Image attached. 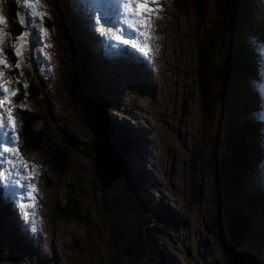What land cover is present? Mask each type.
<instances>
[{"label":"rangeland","instance_id":"1","mask_svg":"<svg viewBox=\"0 0 264 264\" xmlns=\"http://www.w3.org/2000/svg\"><path fill=\"white\" fill-rule=\"evenodd\" d=\"M155 1L154 13L143 18L147 29V49L151 52L154 61V73H148L151 89L142 88V76H139L134 81L135 86L138 87H132L128 94H124L120 82H125L123 86L127 89L131 88L132 77L126 80L130 83L123 80L128 77L130 72L124 70L125 74L122 80H118V76H115L114 81L120 82L112 84L111 81L113 80L110 79L109 69L97 65V61L94 59L92 70L95 79L98 78L100 83H97L100 90L96 92V98H99V102L106 104L105 116L107 120L113 123V128L116 131L118 127L125 128L129 132L141 129V123L146 125L144 120L150 121L149 131L143 130L144 133L142 134H145V137L149 133L151 142H146L145 145L144 157L146 162L144 166L146 168L141 166L143 161L138 160L136 155L138 164L134 163L133 172L137 173L138 170H142V177L152 182L153 185L149 186L148 183H145L138 195L148 199L146 206L149 208L178 207L180 214L187 215L186 225L182 229H166L167 235H157L159 251L163 247L167 249V252L161 254L170 262L165 264H203L201 263L203 258H199L198 263H191V257L196 254V250L200 251L204 248L203 242L206 244L205 248L209 254L208 256L205 255L204 258L217 256L222 262L204 264H251L238 262L239 257L246 254L244 248L231 250L226 245L221 247L218 242L217 200L223 193L222 191L218 193L212 179V173L215 171V165H217L218 159H215V153L218 146L219 129L223 121L222 89L226 74L225 64L229 55L228 44L225 40L223 46L224 37L220 33V38L216 42L220 49L210 53L213 56L211 58L212 63L204 68L202 66L195 68V55L187 34L193 9L191 0ZM218 1L223 2V0ZM40 2L47 9L46 15L49 22L45 23L46 31H43V24L38 23V29L32 36L25 37L22 55L17 57L21 66L14 68L9 64L6 69L9 72L7 76L11 83L16 82L24 86L26 82L28 87L29 83L32 82L35 88L41 92V97L33 103L29 99L17 103V97L20 96L22 88H17V86L12 88L9 82L12 94L11 104L15 109L18 105H25L27 109L39 110L41 115L46 111L48 117L54 113L55 121L52 120L51 123L46 124L39 121L46 127L42 128L45 135L50 138L55 137L59 132V125L61 129L71 133L78 143V148L72 150V155L69 158V171L60 175L46 160L47 155L45 158L38 151H24L26 158L30 159V165L36 166L33 169L37 175L34 178L36 180L35 188L37 191L39 188L37 195L40 196V199L37 201V208L41 214L43 236L38 240V248H28L24 253L14 252L17 244L13 242L14 239L9 237L4 229V218H0V234L5 236L4 242L0 241V264H110L113 262L111 257L118 259L121 256L119 251H122L123 244L120 240L113 238L114 233L109 231L108 223L122 218L123 220H131L133 216L130 213L121 215L122 213L114 214L108 210L102 211L101 200L103 195H105V200L113 199L119 195L122 189L121 179L114 180L102 190L99 179H96L93 174L88 155L90 152L93 157L92 145L96 139L93 140L92 133L86 125V116L81 103L75 106L68 99V91L74 90L73 85L67 83L66 74H69L72 69V51L69 48L75 38L72 34H68L69 27L65 25V22L64 28H59L63 14L58 1L51 0L49 7L45 5L44 0H40ZM61 2L70 3L67 0H61ZM225 2L228 5V1ZM201 4L203 5L202 15L217 18V0H202ZM76 5L81 11H84V7L78 3H71L68 7L75 13ZM260 5L264 8V0H260ZM28 12L29 16L32 13L38 16L37 9ZM78 21L83 23V20L78 19ZM85 28L88 29V26L86 25ZM91 30H95V27ZM75 31H77L75 33L76 43L82 41L83 46L88 51L90 45L93 47L94 45H101L99 38L95 39L90 29L89 33L85 32L84 28H76ZM25 32L27 31L21 35H24ZM90 34L93 38L90 37ZM36 39H41L43 44H36ZM5 40L6 35L1 32L0 48L5 44ZM111 44L113 41L108 42L107 48L112 49ZM36 48L44 50L43 54L40 51L38 53L46 57L47 64H42L43 61L36 54ZM91 53L93 54L92 51ZM89 57L86 56V58ZM100 58L103 57L100 56ZM119 67L123 68L122 65L118 66L119 70L121 69ZM110 70L112 73H116L112 69ZM202 76L204 77V84L200 97L195 79ZM262 82L263 77L259 75L256 86L260 98L262 97ZM108 87L112 88L109 89ZM3 93L0 91V94ZM81 95L82 92L78 91L77 96ZM114 95H117L120 100L118 106L114 102H107L109 96L113 97ZM212 95L214 99H211ZM13 96L16 98L13 99ZM4 97H1L0 108L3 107V117L5 114L9 119V108L3 101ZM204 102L206 107L208 103L213 107L208 122H206L205 114L207 110L200 105ZM200 113H204L203 116ZM15 114L17 130L20 132L21 121L17 112ZM39 122H36V127L40 126ZM114 125H117V128ZM10 126L12 127V124ZM140 134V132L134 133L133 136L140 137ZM108 138L110 139L109 134ZM56 140L58 139L56 138ZM132 144L131 142L129 146ZM133 145L136 147L137 143ZM110 151L112 150L110 149ZM125 151L124 146L118 153L124 155ZM132 151L133 149L128 152L127 165L134 157L133 155L130 158ZM40 173H44L46 183L39 176ZM192 188L199 189V198L191 199L190 191ZM66 189L69 191V195L78 200L79 214L89 219L86 227L82 220L73 218L67 220L63 215L55 212L57 207L61 208L66 202ZM244 191L245 188L242 189V192ZM186 196L185 200L184 197ZM261 207L262 205L259 203L254 209L248 210V216H252L255 211H260ZM186 208H188L187 211H185ZM247 219L249 220L248 217ZM154 223H156L155 220ZM18 224V221L16 223L15 220H9L7 227L11 231ZM35 226L34 229H37V225ZM32 235L33 238L37 236ZM255 242L263 245L262 241L256 240ZM50 246L53 247L50 248ZM31 253L34 257L30 259L27 256ZM37 255L41 258L40 263L39 259H36ZM153 256L156 258L154 254Z\"/></svg>","mask_w":264,"mask_h":264},{"label":"clouds","instance_id":"2","mask_svg":"<svg viewBox=\"0 0 264 264\" xmlns=\"http://www.w3.org/2000/svg\"><path fill=\"white\" fill-rule=\"evenodd\" d=\"M14 1L17 2L15 10H14V20L17 23V25L21 28L20 32L13 34L15 35L16 38L18 35H21L24 31H27V33H29L28 36H32V34L38 29V23L43 24V31L47 28L45 26L46 21L49 22L48 17L46 15L47 9L45 8L44 5L41 4L40 0L38 3L36 2V0H28L27 3L29 4L27 5V3H25L23 6L20 3H18V0H14ZM58 1L61 2V0H58ZM67 1L70 3L68 4H64L62 2L61 3L65 7L64 11H65L66 18L68 19L70 18V22L72 24L70 25V28L72 30L71 31L69 30L70 32H68V34L69 35L72 34L75 37V33L77 32L75 31L76 28L86 29L85 26L87 25L88 26L87 30L89 31L90 29L92 35L97 36L101 42V45L97 46L98 51L96 53H98L100 56L103 57V61L100 63L97 58V54L96 53L94 55L91 54L92 48H89L90 52L89 53L86 52L85 54V56H90L89 58H87L89 62L88 66L93 67V61L94 59H96L97 65H100L101 67H107L109 69L110 76H111L110 79L113 80L111 82H113L112 84H115V83L120 82V81L118 82L114 81L115 76H118L117 74H124V70L123 69L119 70L117 67L121 66L122 64H125V69L129 71L132 75L131 77L133 79V83L126 81L128 77H126V79H123L124 81L130 83L131 88L127 89L126 87L123 86L125 82H120L121 87H123L122 92L124 94H128V91L131 90L132 87L137 88L138 86H135L136 84L134 81H136V78H138L139 76H142V81H143L142 88H145L146 90H150L151 86H150V79L148 77V73L149 72H151L152 74L154 73V66H153L154 61L152 60L153 56L151 52L147 49V40H146L147 29H146V25L144 24L143 18L146 16H150L154 13L155 8H156L155 6L156 1L152 0V2L147 5L148 9H151L150 14L146 13V14L141 15L137 11L139 0H131L130 6L126 7L127 10H123V8H125V4L127 0H100L101 6L98 7V11H97L98 14L97 16L93 15L94 17L90 15V12H89V11H92L93 13L97 9V6H95L94 8L90 7V5L93 3V0H80V2H77L78 0H74V1L67 0ZM256 1L263 15V18L261 19L262 20L261 30L263 33L260 32V34L258 36H255V38L250 32L249 34L244 31L242 34V38L244 42L251 46V50H252L251 58L253 60L252 62L253 70L251 71L253 73L249 75L248 83L242 82L243 83L242 89L241 90L237 89L235 91L236 96L240 97L239 101L235 103L237 107H239L241 104H245L243 111L250 108L246 115H243L240 117V120L243 121L245 119H250L260 124V129L258 131V135H259L258 142L260 141L259 150L261 152L260 160L258 162V165H256L254 169L250 171V174L247 177H242L241 174L240 176L237 175V173L234 170L233 157L230 155V153L228 152L227 146L224 144V133L226 129L228 128V125H227L228 120L226 119V116L223 115L225 114L224 97H223V93L225 92V89H222L223 121L219 129L218 146H217V150L215 153V159H218L217 165L218 163H221L222 165H224L226 161L232 160L231 166L226 167V169L229 170L230 172L232 171L233 175L235 177L236 176L238 177V179L236 177V182H239L240 184L241 202H242V196L244 193L242 192L243 188L245 189L247 188L249 189V191L256 190L260 192L262 197L264 198V176L262 177L263 168H264V52H263V48H264V8L261 7L260 0H256ZM44 2H45V5L49 7L50 3H48L46 0H44ZM71 3H78L80 6L84 7V11H81L79 6L76 5L75 10H74L75 13H73L68 7V5ZM191 4L193 5V9H192V15H191V23L188 25V28H187V34L190 38L191 45L193 48V53L195 55L194 46H193L192 39H191V27L194 23V20L198 18L203 19L205 16L204 15L200 16V14L199 16L195 15L194 0H191ZM36 9L38 11V16L35 15L34 13H32L31 16H29L28 11H36ZM122 11L129 13V17L124 18V16L120 13ZM40 14H43V15H40ZM0 16H2L4 20L7 22L4 25H0V34L1 32H4V34L6 35L8 34L9 29H10L9 28L10 21L8 20L5 10H4V0H0ZM78 19L83 20V23H80ZM22 20L25 22L22 23ZM62 24H64L63 21H62ZM137 26H139L140 30L143 32L144 35H141L140 32L137 31ZM93 27H95V30H91V28ZM220 33L224 37V43H223V46H224L225 40L227 44H228V41L226 37L223 35L222 31ZM117 37H119V39ZM40 40L41 39H36V44H43L42 40L41 41ZM110 41H113V44L110 45L113 47L112 49H110V47L107 48V43ZM124 41H127V43H125ZM19 43L20 44L18 45V47L21 45V42ZM79 47H83V46L81 45ZM83 49L85 50L84 47ZM219 49H220V46L218 44H215V48L213 49V51L214 50L219 51ZM35 51L38 57H40L39 59L43 61L42 64H47L46 57L44 55H39L38 53L40 51L43 54L44 50H40L39 48H36ZM212 57L213 56L211 55V58ZM1 58L4 59L5 63L0 64V73H3V75H0V80L3 79L9 89L8 91L9 96L5 97L4 102L6 103L9 110H11L10 111L11 119L10 118L8 119L7 117H5L3 121H4V124L7 125V130L11 132L14 137H18L19 139H18V142L9 141V146L14 147L16 149L15 154L4 151V149L0 147V213H1L0 218H4V226H5L4 229L8 233L9 237H12V239H14L13 242L17 244V248L14 249L13 251L18 252V253H24L28 248H38L39 247L37 245L38 240L40 239V237L43 236L42 235L43 226L41 224V214L39 213V210L37 208V201L38 199H40V196L37 195V193L39 192V188H38V191L36 190V188H35V191H33L29 187V185L36 184V180L34 178L37 175L33 167L30 165V161H29L30 159L26 158L24 150L20 148L21 147V136H20L19 130H17V118H16L15 112H17V115H19V112H18L19 107L25 108V109H27V107L25 105H23L24 107H21V105H18V107L15 109L14 106L11 104V98H12L11 87L14 88L15 86H17V88H19L22 85L16 82L14 83L10 82L7 76L9 72L7 71L6 67L9 64H11L14 68H16L15 63L17 62V59L14 60V62H12V61L5 60L4 56ZM35 58L37 57L35 56ZM197 66L201 67L202 63L198 62V58L195 55V68ZM110 69L115 71L117 74L112 73ZM225 72H226V68H225ZM244 74H245V71H244ZM259 75L263 77V82L261 84V88H262L261 98L258 95L259 90L256 86V80ZM94 80L96 83H99L98 78ZM118 80H122V75L118 76ZM195 80H196L197 88L199 91V95L201 97L202 86L204 84V77L203 76L200 78L197 77ZM9 82H10L11 87L8 84ZM108 88L110 89L112 87H108ZM200 97H199V100H200ZM15 98L16 96H13V99ZM20 101H17V103ZM107 102L109 103L114 102L118 106L120 100L117 95H114L113 97L109 96V100ZM94 104L103 105L102 111L105 112L106 104L101 101L99 103V98H96V100L93 102V105ZM200 105L203 106L205 110H207L205 114L209 112V106H208L209 103L207 104V107H206L205 102L201 103ZM203 114L204 113H200V115L202 116ZM105 117L106 116L104 115V118ZM108 121L110 120H106V123L108 127L111 129V131L116 130L115 128H113V123L108 122ZM144 121L146 122V125L141 123L140 125L141 129H136L134 131L131 130L129 134L132 132V135H133L134 133H139L142 130H145V132L149 131L150 128L148 126H149L150 121H146V120ZM10 124H12V127L10 126ZM2 130H0V135H1ZM129 134L126 136V140H128ZM92 138L94 140L93 136ZM1 139L2 138L0 136V140ZM146 142H150L149 133H148V136L147 135L145 137L143 136L138 140L136 147H134V145L132 144V149L134 152L133 151L131 152L130 158H132L133 155L134 157L133 159H131L129 164L125 166L124 173L127 171V169H130V171L133 172V162H135L136 165L138 164L136 160V155H137L138 160L143 161V163H141V166L146 168V166H144L146 162V159L144 157V151L146 150L145 149ZM47 164H48V161H47ZM217 165H215V171L212 173V179L219 193L221 192L219 183L217 179L213 177V174L217 172L216 170ZM91 167L93 170L94 167L92 166V164H91ZM141 171L142 170H138L137 172L141 177L140 183L137 186V194L144 187L145 183H148L149 186L153 185L152 182L142 177ZM226 173L228 176V182L233 184L232 183L233 181L230 178V176L232 177L234 176L231 173L229 176L227 171ZM43 174L44 173H40L39 176H41L42 180H44V182L46 183V178ZM93 174H94V170H93ZM243 181H246V184H243ZM236 182H235V185H236ZM249 182H250V185H248ZM37 185H38V182H37ZM236 190H237V185H236ZM30 192H32L31 196L29 195ZM190 196L192 200H194L195 197L199 198L200 197L199 189L192 188V190L190 191ZM220 196H219V199L217 200L218 201L217 224H218V228L221 227V232L224 235H226L227 240L222 239L221 237L218 236L219 245L221 247L226 245L231 250H235L240 247L244 248L245 253H248V254L254 253L253 257L255 258L258 257L259 263H264V233L261 235V232H258V227L261 225H264V206L262 205L260 211H255L252 216H248L249 209H245L242 206V203L240 204V209L239 208L238 209L240 213L241 211L243 213L244 222H245V225L243 228L244 232H243L240 243L232 247L230 245L231 244L230 238L227 233V224L222 215V203H224V198H223V195H220ZM138 198L142 206L145 208V210L152 213V217L155 220L157 219V215L161 216L164 213L165 215L170 217L171 211L176 212V210H178V207L176 208L168 207L166 209L164 207L163 208L162 207L161 208H157V207L149 208V206H146V203L148 202L147 198H144L143 196H139V195H138ZM184 198L186 200L187 196ZM187 210L188 208L185 209V211ZM259 213H263V217H261ZM235 216H239V215L236 214ZM247 217L249 218V220L247 219ZM9 220L10 221L16 220L19 223L18 226L16 227L14 226L12 231H10L7 227V222ZM154 224L161 225L165 229H169V230L170 229H180V228L182 229L186 225L185 223L184 225L179 227L177 224L178 227L174 228L173 226L167 225L166 223H159L157 221ZM35 225H37V229H34L36 228ZM248 229H252V233L250 232L249 235L248 233L246 234ZM219 233H220V228H219ZM32 234H35L37 236L33 238ZM158 234L163 236L162 233L156 232V237ZM17 235L19 236L17 237ZM131 240L139 247L144 244V241L142 243H139L137 241L138 240L137 237L136 238L131 237ZM256 240L262 241L263 245L257 244L255 242ZM0 241L4 242L3 240H0ZM154 241L157 242V239L155 238ZM247 241H251L253 244H255V248H253V250L248 249V247L246 248L244 247L243 242L245 243ZM203 245H204V248H202L200 251L196 250V254L191 257L192 259L191 263H198L199 258H203L201 263H214V258H216L217 256H212V258L208 257L207 259H205L204 256L205 255L208 256L209 254H207V249L205 248L206 244L204 242H203ZM51 247L53 246H50V248ZM165 252H167V249L165 247L160 249L159 255H160L161 260L159 262H153V259L151 257L153 253L149 252V256L142 263H170L165 257L161 256V254ZM27 257L31 259V257H34V255L31 253V254H28ZM36 259H39V263L41 262V258H39L38 255L36 256Z\"/></svg>","mask_w":264,"mask_h":264},{"label":"trees","instance_id":"3","mask_svg":"<svg viewBox=\"0 0 264 264\" xmlns=\"http://www.w3.org/2000/svg\"><path fill=\"white\" fill-rule=\"evenodd\" d=\"M46 1L48 3L51 2V0ZM225 1H228V5H226ZM58 3L62 9V21L66 22L65 24L68 25L69 30L71 31L72 29L70 28V25L72 24L70 23V18L68 19L65 16V7L60 1H58ZM201 3L202 0H194L195 15L197 16H199V14L202 16L203 14V5ZM217 3V18L209 17L208 15V17H204L203 19L198 18L194 20L191 27V39L195 55L198 58V62L202 63L203 68L212 63L210 53L215 48V44L218 38H220L221 31L228 41L227 49L229 50L228 53H230L225 65L226 74L224 75L223 84V89H225V92L223 93L225 114L223 115L226 116V119L228 120V128L224 133V144L227 146L228 152L233 157L234 170L237 175L240 176L241 174L242 177H247L250 174V171L258 165L260 160V141L258 142L260 124L250 119H245L243 121L240 120V117L246 115L250 108L243 111L245 104H241L237 107L235 103L240 99V97L236 96L235 91L237 89L241 90L243 87L242 82L248 83L249 75L253 73L251 71L253 70L251 46L245 43L243 39L242 41L240 40L244 31L252 33L254 38L255 36H258L260 32L263 33L261 30V19L263 18V15L256 0H223V2L217 0ZM16 4L17 2L14 0H4V10L10 21V29L8 34H6L5 44L1 48L6 52V55L4 56L5 60L12 62L17 59L15 48L20 44L18 40H14L17 38L13 34L21 31V28L14 20ZM47 22L48 21H46V23ZM60 27L61 29L64 28V24L59 23V28ZM74 38L75 41H72L71 47L69 48L72 51V69L69 71V74H66V81L69 85H73L74 90L72 92H70V90L68 91V99L75 106H77L78 103H81V107L84 108V104L87 102L88 104H93L96 100V92H98L100 88L94 80L95 74L93 73L92 67L88 66L89 62L85 56L86 52L89 53V51L83 46L82 41L76 43L77 39L76 37ZM11 40L13 41L11 42ZM81 45L86 51L82 49L83 47H79ZM20 88H22V91L20 96L17 97L18 101L29 99L33 103L41 97V92L38 88H35V85L32 82L29 83L27 89H25L23 85ZM78 91L82 92L81 96H77ZM211 99H214L213 95ZM208 106L209 112L206 113V122H208L213 109L211 104ZM18 112L21 121L20 148L28 152L38 151L42 153L44 157L47 155L48 158L46 159L49 161V164L55 168L57 174L60 175L64 172L67 173L69 171V158L72 155V150L78 148V143L71 133L65 129H61L58 125L59 132H57L55 137L50 138L43 132L42 128L44 126L39 121L43 124L51 123L52 120L55 121L56 116L54 113H52V116L48 117L46 111L41 115L39 110H27L20 107ZM85 116V122L89 128L90 121L86 114ZM37 121L40 124L39 127H36ZM113 131L116 137L123 136L122 139H126L122 127H118L117 131ZM56 138L58 140H56ZM86 146L88 147V145ZM90 154L91 153L89 152V158L92 156V154ZM127 163L128 161L126 162V165ZM120 179L122 189L120 190L119 195H116L113 199L108 198L107 200H105V195H103V199L101 200L102 211L108 210L114 214L122 213L121 215L130 213L132 214L133 219L125 221L122 218L120 220H112L108 223L109 231L114 233L112 235L113 238L120 240L123 244L121 247L122 251H119L122 256L117 260L116 257H111L113 262L110 264H143L142 262H144L149 256V252H152L156 256V258H154L153 255L151 256L153 262H159L161 260L158 250L159 247L154 240L155 238L157 239L156 232L162 233L164 236L167 234L166 229L161 225L154 224L155 219L152 217V213L145 210L138 198L137 186L141 180L140 175L127 169ZM243 184H246V181H243ZM68 195L69 191L66 189V202L61 208L57 207L55 212L63 215L67 220H70L71 218L82 220L85 222L84 226L86 227L89 219L86 216L79 214L77 207L78 200L76 197ZM100 195L102 197V193ZM241 203L245 209L252 210L259 203L264 206V198L260 192L256 190L249 191V189L246 188ZM178 212V210H176V212L171 211L170 217L164 213L161 216L157 215L155 221L166 223L174 228L178 226L180 227L186 223L187 215L179 214ZM259 214L263 217V213ZM219 228L220 233L218 236L227 240L226 235L221 232V227ZM250 232L252 233V229H248L246 234L248 233L249 235ZM258 232H261V235L264 233V225L258 227ZM131 237H137V241L139 243L144 241V244L139 247L131 240ZM4 238V234H0V240L4 241ZM243 244L245 248L248 247L250 250L255 248V244L251 241L243 242ZM253 254H242V256L239 257L238 262L251 264L259 263L258 257H253ZM214 263L222 262L219 257H216L214 258Z\"/></svg>","mask_w":264,"mask_h":264},{"label":"water","instance_id":"4","mask_svg":"<svg viewBox=\"0 0 264 264\" xmlns=\"http://www.w3.org/2000/svg\"><path fill=\"white\" fill-rule=\"evenodd\" d=\"M93 107L95 109H103V106H100L98 104H94ZM102 107V108H101ZM104 123V122H103ZM104 127L106 126V123L104 125ZM107 129H109V134L111 133V129L108 127ZM105 135V136H103ZM105 138V139H103ZM100 141V142H99ZM108 134L106 131V128L104 130V133L102 134L101 137H98L95 141V143L97 144H93V157H91L90 159V163L93 165L94 167V174L96 176V178L99 179V183L102 187V190L104 188H106L108 185H110L112 183V181L121 178L124 174L125 171V166H122L121 162L118 165V167H113L111 168L109 166L108 163L111 162V160H115L117 158H119L121 155V153H118L119 151H115L113 150V148L110 146V142H109V146L106 148L107 150L110 151V149L113 151L112 156L109 155H104L105 157V162L102 164H98L95 161V156L97 154L98 151H104L105 146L104 144L106 142H108ZM102 143V144H101ZM96 145V147H95ZM98 146V147H97ZM217 174L214 173L213 177L217 179L220 189L223 193V198H224V203H222V215L226 221L227 224V233L229 235L230 238V245L236 246L240 243L242 235H243V228L245 225L244 222V217H243V213L241 211H239L238 206H235V204H237L236 202V197H235V193H236V177L233 175L232 171L230 172L227 169L223 168V165L221 163H218L217 165ZM228 172L229 176L230 173L235 177L230 176V178L232 179V183L228 182V176L226 171ZM238 179V177H237ZM233 202V203H232ZM236 214H238L239 216H235ZM157 264H161V263H157Z\"/></svg>","mask_w":264,"mask_h":264},{"label":"bare ground","instance_id":"5","mask_svg":"<svg viewBox=\"0 0 264 264\" xmlns=\"http://www.w3.org/2000/svg\"><path fill=\"white\" fill-rule=\"evenodd\" d=\"M77 2H80V0H78ZM85 30V32H88V30L87 29H84ZM89 33V32H88ZM94 36V38L96 39L97 38V36H95V35H93ZM93 36L90 34V37L91 38H93ZM98 39V38H97ZM89 42V41H88ZM98 43V42H97ZM99 43L101 44V42L99 41ZM108 44V43H107ZM97 46L98 45H94V47L92 46V45H90V47L89 48H92L91 49V51L93 52V54H95L97 51H98V48H97ZM94 48H95V50H94ZM113 48V47H112ZM97 54V58L100 60L99 62L101 63L102 61H103V58H100V55L98 54V53H96ZM122 62V61H121ZM122 66H123V68H121V67H119V68H121V69H123V70H126L125 69V64H122ZM97 74V73H96ZM115 74H117V73H115ZM125 74V73H124ZM124 74H117L118 76L119 75H122V77L124 76ZM145 75V74H144ZM131 77V74L129 73V75H128V78H130ZM100 103V102H99ZM100 106H103V105H101V104H99ZM84 111H85V114L87 115V117H88V119H89V121H90V123H89V129H90V131H91V133H92V136L94 137V139H97L98 138V136L99 137H101L102 136V134L104 133V130H105V128H106V131H107V134H109V129H107L108 128V125H107V123H106V120H107V118L105 117L104 118V112L101 110V109H95L94 107H93V104L91 105V104H88V102L87 103H85L84 104ZM106 119V120H105ZM104 122V123H103ZM108 122H110V121H108ZM105 123H106V126L107 127H104V125H105ZM117 126V125H116ZM123 129V131H124V133H125V135L127 136L128 134H129V130H127V129H125V128H122ZM114 131H111V133L109 134V136H110V139H109V141L108 142H106L105 144H104V146H105V149L109 146V142H110V146L113 148V150H114V148H116L115 149V151H119V150H121V148L123 149L124 148V146L126 147V153L127 154H121V155H123V156H120L119 158H117V159H115V160H111V162L110 163H108L109 164V166L111 167V168H115V167H118V165L120 164V162H121V164H122V166H127L126 165V161H127V156H128V152H129V150H132V146H129V144H131V142L133 143V144H136L137 142H138V140L141 138V137H143L144 135H142L143 133H144V131L142 130V131H140V137H135V136H133L132 135V133H130L129 134V136H128V140H126V139H122L123 138V136H120V137H116L115 135H114V133H113ZM103 136H105V135H103ZM126 138V137H125ZM103 139H105V138H103ZM100 142V141H99ZM129 143V144H128ZM102 144V143H101ZM109 146V147H110ZM110 154V156H112V151H109V150H104V151H98L97 152V154H96V156H95V161H96V163H98V164H102V163H104L105 162V157H104V155H109ZM134 163L135 162H133V165H134ZM231 164H232V160H228V161H226L225 163H224V165H223V168L224 169H226V167H230L231 166ZM134 167H135V165H134ZM113 182V181H112ZM236 185H237V190H236V202H238V204H237V206H238V208L240 209V204H241V198H240V196H241V192H240V184H239V182H236ZM16 221V220H15ZM16 223H17V221H16ZM13 225V224H12ZM14 228V227H13ZM19 236V235H18Z\"/></svg>","mask_w":264,"mask_h":264},{"label":"snow or ice","instance_id":"6","mask_svg":"<svg viewBox=\"0 0 264 264\" xmlns=\"http://www.w3.org/2000/svg\"><path fill=\"white\" fill-rule=\"evenodd\" d=\"M28 0H18V3H20L22 6L27 3ZM36 2L38 3L39 0H36ZM152 2V0H139V4H138V13L143 15V14H150L151 13V9H148L147 5L150 4ZM27 15V14H26ZM40 15H43V14H40ZM25 21L22 20V23H24ZM7 22L4 20V18L2 16H0V25H4L6 24ZM46 31V30H45ZM137 31L140 32L141 35H144L143 32L140 30L139 26H137ZM29 33L25 32L24 35H18L17 36V39L21 42V46L20 47H16L15 48V55L17 57L21 56L22 55V47H23V43L25 42V37L28 36ZM119 39V37H117ZM125 43H127V41H124ZM50 46V45H49ZM6 55V52L4 51L3 48H0V57H3ZM5 61L3 58H0V64H4ZM21 66V63L20 61H17L15 63V67L16 68H19ZM0 75H3V73H0ZM24 87L25 89H27V84L25 82L24 84ZM4 93H7L9 91V89L7 87H4L3 89ZM15 94V93H13ZM21 107H24L23 105H21ZM11 110H9V113H10ZM3 114L0 113V130H2L6 125L4 124V121H3ZM9 118L11 119V116L9 115ZM6 135V138L9 140V141H15V142H18V137H14L12 135L11 132H8V133H5ZM4 151H7V152H10V153H14L16 152V149L14 147H9L7 149H4ZM34 168L36 166H33ZM19 174V173H18ZM23 178V177H22ZM29 187L35 191V185H29ZM29 195L31 196L32 195V192L29 193Z\"/></svg>","mask_w":264,"mask_h":264}]
</instances>
